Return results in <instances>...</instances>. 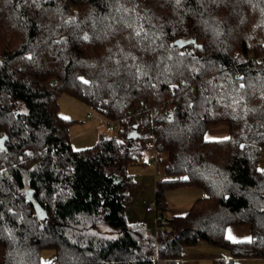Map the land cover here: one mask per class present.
<instances>
[{
	"label": "trees",
	"instance_id": "16d2710c",
	"mask_svg": "<svg viewBox=\"0 0 264 264\" xmlns=\"http://www.w3.org/2000/svg\"><path fill=\"white\" fill-rule=\"evenodd\" d=\"M61 98L109 135L73 148ZM148 158L159 212L167 190L205 192L153 238L125 217ZM263 166L264 0H0V264H181L200 243L228 251L213 264L264 257ZM236 224L250 241L225 237Z\"/></svg>",
	"mask_w": 264,
	"mask_h": 264
},
{
	"label": "rangeland",
	"instance_id": "374dc122",
	"mask_svg": "<svg viewBox=\"0 0 264 264\" xmlns=\"http://www.w3.org/2000/svg\"><path fill=\"white\" fill-rule=\"evenodd\" d=\"M61 104L60 113L62 116H66L68 119L76 120L69 129L70 139L72 147L75 149L86 148L92 146L100 133L104 135H109L105 129H96V131L91 130V126L88 123L90 120H95L93 116L89 119H85L86 110L80 108L74 101L68 100L67 98ZM62 101V100H61ZM99 124L104 128V124L99 122ZM148 156V151L146 152ZM147 165H131L128 167L127 173L134 178L135 186L129 191V202L125 209V217L128 223L133 222H143L149 229V235L155 237L156 226L160 222H155L154 219V210L145 211L147 205L150 202L154 203V190L152 188V182L154 180L161 179V176L152 169V162L150 159H147ZM161 167V165L159 164ZM154 186V183H153ZM183 190H173L171 194L166 195V200L169 203V208L166 212H159L163 214L164 219L170 218L173 216L175 211L186 210L190 204H192L199 197H189L186 194L181 193ZM184 213V212H183ZM180 215V214H179ZM166 221V220H165ZM164 221V222H165ZM161 222L162 224L164 223ZM104 230L110 233V236H116V231L108 227H103ZM204 243H200L202 245ZM186 250V249H185ZM184 250V251H185ZM53 256V252H43V260H50ZM264 259V257H263ZM241 264H264V262H243Z\"/></svg>",
	"mask_w": 264,
	"mask_h": 264
},
{
	"label": "crops",
	"instance_id": "0c3cea01",
	"mask_svg": "<svg viewBox=\"0 0 264 264\" xmlns=\"http://www.w3.org/2000/svg\"><path fill=\"white\" fill-rule=\"evenodd\" d=\"M63 117L67 118L66 116ZM88 123L90 124L92 131H96V129L98 130L104 129L99 124V121L96 119L90 120L88 121ZM228 136H229V127L226 123L223 122L209 127L205 133V139L210 141L226 139ZM155 181L156 180L153 179L152 182L153 190H154L153 183H155ZM173 190L174 189L167 190L165 195L171 194ZM175 190H183L181 193L186 194L189 197L193 196V197L201 198L205 195V192L197 187H179V188H175ZM167 204L169 208V203L167 202ZM186 210L183 211L184 213L181 212L182 210L175 211L174 212L175 214L173 216L184 215ZM225 237L233 243L250 241L251 239L250 227L246 224L229 225L226 228ZM229 257L230 255L228 251L225 249L218 248L216 246L208 245V244H202V245L198 244L196 246L187 248L182 253L181 264H213V262H215L216 260L227 259ZM235 260L237 264H241L243 262H251V261L258 263L264 262L263 257L253 258V259L236 258Z\"/></svg>",
	"mask_w": 264,
	"mask_h": 264
},
{
	"label": "built area",
	"instance_id": "2783aa9c",
	"mask_svg": "<svg viewBox=\"0 0 264 264\" xmlns=\"http://www.w3.org/2000/svg\"><path fill=\"white\" fill-rule=\"evenodd\" d=\"M167 112L164 111V114H166ZM104 129L106 131H111L113 129V127L111 126V124L109 122L104 124ZM149 136L151 138L154 139L153 133L149 134ZM151 141H148V145H151ZM264 168V166L262 167V169ZM147 211H151L152 209L154 210V218H155V222H162L164 221V216L163 214L158 213V211L156 210V208L154 207V203L150 202L149 205L146 206L145 208Z\"/></svg>",
	"mask_w": 264,
	"mask_h": 264
}]
</instances>
